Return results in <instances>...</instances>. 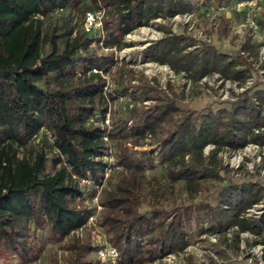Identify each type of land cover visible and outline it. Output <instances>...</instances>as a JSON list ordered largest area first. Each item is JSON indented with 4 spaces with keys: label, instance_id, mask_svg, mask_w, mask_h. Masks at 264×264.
<instances>
[{
    "label": "trees",
    "instance_id": "16d2710c",
    "mask_svg": "<svg viewBox=\"0 0 264 264\" xmlns=\"http://www.w3.org/2000/svg\"><path fill=\"white\" fill-rule=\"evenodd\" d=\"M81 1L0 0V250L28 258L37 247L39 231L63 240L82 229L95 208L84 206L86 189L81 182L102 183L109 166L105 155L115 145L121 176L101 197L107 241L119 251L118 264L154 262L160 252L177 253L190 245L193 207H168L144 198L141 192L147 170H155L157 162L165 172V178L157 182V195L167 192L171 196L176 185L184 183L194 197L204 181L223 180L227 167L219 157L221 152H236L251 143L264 147V135L255 133L264 127V115L256 109L249 91L240 94L230 109L198 116L182 112L177 102L183 96L173 90L170 96L145 83L139 88L143 99L132 93L124 117L106 126L110 111L107 81L100 72L104 64L91 47L97 38L86 31L73 36L70 30L58 41V34L43 29L50 14L77 8ZM94 1L98 8L110 7L103 44L119 50L129 46L126 35L152 19L193 11L186 0ZM211 1L221 5L225 0ZM229 28L222 15L220 37L229 36ZM186 40L185 36L169 35L153 43L150 59L177 73H188L193 82L218 73L242 86L250 77L212 44L202 43L184 53L194 42ZM252 40V36L246 38L244 54L253 51ZM48 45L50 51H46ZM244 54L240 64H245ZM78 68L83 70L81 75ZM41 82L49 87H42ZM130 88L121 92L127 94ZM254 94L264 105V90ZM145 101L154 102L143 104ZM44 128L54 138L50 144L57 154L54 173H46L48 150L34 153L31 147ZM147 139H151L150 145L158 144L157 154L155 149L133 150L129 146H144ZM207 146H214L208 156L204 154ZM20 149L30 153L20 156ZM95 196L94 191L91 199ZM219 199L216 206L206 207L209 221L215 222L212 230L223 227L224 220L238 228L237 241L243 232L261 233L247 213L264 200L262 184L225 185ZM73 247L69 264H103L88 257L97 250L91 241Z\"/></svg>",
    "mask_w": 264,
    "mask_h": 264
},
{
    "label": "rangeland",
    "instance_id": "374dc122",
    "mask_svg": "<svg viewBox=\"0 0 264 264\" xmlns=\"http://www.w3.org/2000/svg\"><path fill=\"white\" fill-rule=\"evenodd\" d=\"M186 1L192 3V12L174 16L166 14L152 19L147 25L138 27L125 36L124 40L129 46L122 50L115 47L108 48L103 44L108 36L104 20L106 16L108 17L110 7L98 8L94 0H82L77 8L70 6L57 10L44 19V31L58 34L57 40L60 41L70 30H73V36L85 31L86 12L93 11L103 16L102 28L95 29L93 32V36L97 39L92 42L91 47L102 58L101 61L104 64L100 72L107 81L105 93L110 111L106 117V126L111 127L113 121H119L124 117L126 108L132 100V93L142 96L141 99H143L144 95L139 88L145 83L154 87L158 86L170 96L172 90L183 96L177 102L182 112H192L198 116L207 114L209 111L230 109L231 104L243 92L249 91L248 95L256 98L254 92L264 90V0L263 8L246 7L242 9V12L237 10L236 0H225L221 5L211 0ZM248 13L251 15L250 20ZM222 15H225L230 23V35L227 37H220L219 34ZM252 20L258 25V29L255 30L251 26ZM169 35L185 36L188 43L191 42L190 39L194 40L193 45L187 47L184 53L194 51L196 47H201L202 43L214 45L220 54L227 55L237 63L238 69L247 70L250 77L243 86L237 82L225 80L218 73L193 82L188 73L183 71L177 73L167 64L152 61L150 46ZM248 36L253 38V51L244 54L241 50ZM99 39L101 41H98ZM46 51H50L49 45ZM242 54H244L245 64L239 63ZM82 72V68L77 69L78 74L81 75ZM248 80L252 83H248ZM40 85L44 88L49 87L46 82H41ZM127 86L131 88L127 94H123L121 90ZM153 102L145 101L143 104L150 105ZM129 126H132V122ZM45 130L46 128L33 138L31 147L34 153L43 148L48 150L46 173H54L56 170L54 159L57 154L50 149L54 138ZM145 142L144 146H133L130 143L129 146L133 150H153L158 146V144L150 145L151 139ZM213 149L214 146H207L204 154L208 156ZM155 150L157 154L159 148ZM27 152L26 149H20L19 155L22 156ZM116 155L117 149L113 145L105 155V161L109 166L102 183L86 179L81 182V186L86 189L84 206L92 210L95 208L82 229L73 232L63 240L54 238L45 230L39 231L36 238L37 247L28 258L13 253L5 254L0 250V264H69L74 244H86L90 241L97 250L91 251L88 257L100 259L103 264H118L119 251L107 241L102 218L104 207L101 205L102 195L107 189L115 187L121 176V167L117 165ZM219 157L223 165L227 167L222 172L223 180L204 181L200 192L194 197L186 190L184 183L176 185L174 194L171 196L167 192L161 196L157 195V182L165 178V172L157 162L154 163L157 165L155 170H147V182L141 192L142 196L155 199L159 205L168 207L191 205L193 218L188 236L190 245L187 248L177 253L160 252L154 262L146 264H264V200L247 213V217L254 221L261 233L243 232L240 234L239 241L236 239L239 233L238 228L230 227L224 220H221L223 227L212 230L215 222L209 221L206 209L220 202L219 192L225 185L253 181L264 186V147L251 143L236 152L225 150L219 154ZM94 191L96 196L91 199ZM111 247L115 248L117 256L110 250ZM101 252L107 255L105 260Z\"/></svg>",
    "mask_w": 264,
    "mask_h": 264
},
{
    "label": "built area",
    "instance_id": "2783aa9c",
    "mask_svg": "<svg viewBox=\"0 0 264 264\" xmlns=\"http://www.w3.org/2000/svg\"><path fill=\"white\" fill-rule=\"evenodd\" d=\"M262 1L263 0H236L235 5L237 7V10L242 12V9L246 8V7H249V8L257 7L259 9L263 8V4H262L263 2ZM259 3H261V4L259 5ZM247 15H248V19L250 20L251 15L249 13ZM102 23H103V16L100 13L93 12V11L86 12V14H85V31L87 33L95 32V29L102 28ZM251 26L255 30L258 29V25L255 23L254 20H252ZM248 83H252V82L250 80H248ZM242 89H244V88H242ZM254 103H255L256 109L259 112L262 111V114L264 115V105H261L257 98H254ZM255 131L258 134H264V127L257 128V129H255ZM110 250L114 251V254L116 256L118 255L115 248L111 247ZM101 254L103 255L102 256L103 260H105L107 258V255L105 256V254H103V252H101Z\"/></svg>",
    "mask_w": 264,
    "mask_h": 264
}]
</instances>
